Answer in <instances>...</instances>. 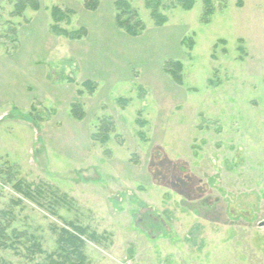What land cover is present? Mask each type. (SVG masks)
Segmentation results:
<instances>
[{
  "label": "rangeland",
  "instance_id": "rangeland-1",
  "mask_svg": "<svg viewBox=\"0 0 264 264\" xmlns=\"http://www.w3.org/2000/svg\"><path fill=\"white\" fill-rule=\"evenodd\" d=\"M102 1L90 12L39 0L40 13L13 17L15 0H0V213L44 251L0 256L35 264L74 224L85 264H264V0H211L207 25L204 0L189 12L160 0L163 27L131 0L138 37L108 25ZM53 7L74 13L63 28L106 35L57 37ZM169 60L183 63L182 86ZM83 81L97 85L91 100L77 94ZM103 117L115 128L105 145L92 139Z\"/></svg>",
  "mask_w": 264,
  "mask_h": 264
},
{
  "label": "trees",
  "instance_id": "trees-1",
  "mask_svg": "<svg viewBox=\"0 0 264 264\" xmlns=\"http://www.w3.org/2000/svg\"><path fill=\"white\" fill-rule=\"evenodd\" d=\"M131 0H118L114 3L115 7V20L117 27L123 30L127 35L131 37H138L145 31V24L139 18L137 11L132 7ZM174 5L168 6L167 8L175 9L177 7L184 11H191L196 0H175ZM205 13L202 22L207 25L210 23V19L213 15V9L211 7V0H204ZM100 0H84V8L90 12H96L99 9ZM13 11L11 16L23 17L27 9L32 11H39L41 8L39 0H15L13 3ZM145 7L150 11L151 18L154 21L156 27H163L168 22V17L161 11L163 4L160 0H145ZM166 8V9H167ZM73 11L70 9L62 10L59 7H53L51 9V16L53 24L51 25V32L59 37H64L70 41L82 40L87 36V30L80 28L77 31H69L63 28V24L66 26L70 25L71 16ZM12 35L16 36V29L11 30ZM16 40V38H15ZM220 43L226 44L224 40ZM243 43V40H240ZM182 44L189 45L188 48L192 49L194 43L191 39H184ZM243 55L245 51L243 48L239 49ZM183 63L179 60L166 61L164 64V72L179 86L183 85ZM83 88L92 95L97 85L91 81H85L82 83ZM79 95L83 94L82 91H78ZM122 103L125 104L126 100L121 99ZM39 116V115H38ZM70 116L77 121H82L86 118L87 114L84 111L83 104L80 102H74L70 107ZM41 119V117H39ZM145 122H142V126H145ZM114 122L109 117H103L99 119V124L96 127L97 131L92 134L94 141H99L103 145L107 144L111 139V134L115 132ZM15 188L19 192L22 191V185L18 182ZM28 195V194H26ZM14 217L11 213L2 214L0 213V250H13L18 254L26 257L28 261L33 259L35 256L42 255L44 253L42 245L38 241H34L29 247L28 233L27 231H18L13 228L12 223ZM71 231L67 229L60 230V236L58 239L59 248L58 252H52L44 260L35 262V264H85V258L82 252V247L85 244L83 240L86 231L81 227H76L74 224H70ZM23 250L18 249L19 246ZM31 258V259H30ZM76 258V262H74ZM0 264H10L4 258L0 256Z\"/></svg>",
  "mask_w": 264,
  "mask_h": 264
},
{
  "label": "crops",
  "instance_id": "crops-1",
  "mask_svg": "<svg viewBox=\"0 0 264 264\" xmlns=\"http://www.w3.org/2000/svg\"><path fill=\"white\" fill-rule=\"evenodd\" d=\"M7 2H8V0H6ZM116 1H118V0H109V2L112 4L111 6H112V8H113V19H112V21H111V23H109L108 25H112V26H116V29L118 30V32H122L123 30H120L118 27H117V24H116V20H115V7H114V3L116 2ZM102 0H100V6H99V9L98 10H100V8L102 7ZM41 4V3H40ZM83 7H84V4H83ZM83 7H81V10H82V8ZM85 9V8H84ZM28 10V9H27ZM30 10V9H29ZM41 10H42V5H41V8H40V10L39 11H33L34 12V14H38V13H40L41 12ZM97 10V11H98ZM32 11V10H31ZM87 11V10H86ZM96 11V12H97ZM26 12V11H25ZM72 15H74V13L72 14ZM95 23V21H93V24ZM86 25H89L88 26V28L87 27H85ZM107 25V26H108ZM110 27V26H109ZM82 28H85L86 30H87V36L85 37V38H87L89 35H90V29L91 30H95V32L96 33H98L100 36H102V37H104L105 35H106V33H107V31H106V29H105V27H102L101 28V26H100V24L98 25V26H95V25H91V24H85L84 26H82ZM57 37H59V36H57ZM64 38V37H63ZM66 39V38H65ZM83 82H85V81H83ZM82 82V83H83ZM82 83H81V89H78V91H82L83 92V94L80 96L79 95V93H78V91H77V94L81 97V98H88L89 100H91V98L96 94V92H97V88H96V90H95V92L92 94V95H87L86 94V92H85V89L83 88V86H82ZM32 92V91H31ZM30 92V93H31ZM86 96V97H85ZM74 98V97H73ZM70 107H71V104H70ZM84 107V106H83ZM69 113H70V110H69ZM87 114V113H86Z\"/></svg>",
  "mask_w": 264,
  "mask_h": 264
}]
</instances>
